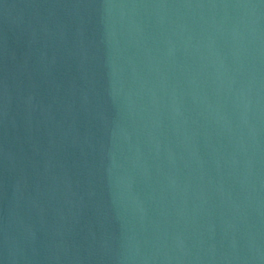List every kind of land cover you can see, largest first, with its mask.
Instances as JSON below:
<instances>
[{"label": "water", "instance_id": "water-1", "mask_svg": "<svg viewBox=\"0 0 264 264\" xmlns=\"http://www.w3.org/2000/svg\"><path fill=\"white\" fill-rule=\"evenodd\" d=\"M0 264H264V0H0Z\"/></svg>", "mask_w": 264, "mask_h": 264}]
</instances>
